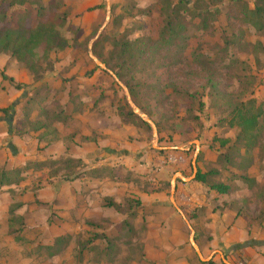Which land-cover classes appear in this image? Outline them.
I'll return each instance as SVG.
<instances>
[{
  "label": "rangeland",
  "instance_id": "obj_1",
  "mask_svg": "<svg viewBox=\"0 0 264 264\" xmlns=\"http://www.w3.org/2000/svg\"><path fill=\"white\" fill-rule=\"evenodd\" d=\"M108 1L110 13L106 21L104 0H34L31 6L26 3L19 5L18 0H0V15L4 9L6 11V17L0 20V29L5 25V19L16 28L26 12H29L32 24H36L34 6L36 9L43 7V23L53 22L59 25L65 18L63 27L59 29L65 41L62 47L50 53L49 60L41 62L37 74L27 71L32 82L37 85L32 99L37 102V106L43 104V109L40 112L33 110L28 113L23 106L20 111L22 115L19 116L20 122L16 106L13 104L8 106L13 107L12 113L8 116L0 115V118L12 115L13 119L16 118L15 131L35 130L37 121L23 126L24 114L30 116L35 113L44 124L43 136L37 139L38 142L34 141L36 150L32 141L30 150L33 157L43 156L46 159L43 162L35 160L24 171L32 172L29 179L34 181L33 184L19 187L20 182L24 181V176L23 171L16 168V161L10 166L6 165V170L0 169V182L9 185L16 183L13 185L16 188L8 193L10 199L22 200L26 192L33 193L36 197L37 193L44 191L45 196H48L53 192V184L56 186L54 208L48 212L43 209L42 216H37L35 212L30 213L25 220L29 226L22 218L16 216L18 203L10 204L7 208L8 231L6 234H0V245H13L14 248L6 246L7 249L3 252L5 264H21L22 258L25 264H83L87 257L84 250L88 245H98L95 248L100 249L103 245L124 243L122 236L112 238L113 234L106 236L98 232L105 230L104 227L108 226L110 220L104 222L105 224L98 223L99 229L96 223L93 224L89 227V233L82 230L80 201L76 207L77 219L74 217L75 212L70 210L68 201H65L71 194L70 180H80L83 170L79 161H64L63 158L57 160L50 156L51 151L56 149L62 152L61 143L64 144L63 135L66 131H83L82 137L77 134V141L86 137L91 145L96 144L98 138L105 145L112 139H118L116 149L127 145H143L146 150L151 147L154 151L163 152L165 161H185L188 167H191L194 141L207 142L212 148H218L212 150L216 153L222 152L218 162L230 164L232 168L242 169L248 162L242 153L238 154L229 149L235 130L228 129L225 124L219 125V121L226 119L228 115L227 103L248 98L264 102V29L256 31L244 21L243 11L247 2ZM178 2L181 3L180 20L184 29L180 37L181 44L171 51L158 53L155 60H158L160 68L140 63L138 70L131 76L133 94H130L102 61L108 60L114 41H134L140 38L156 40L165 22L160 9L168 3L175 5ZM89 52L96 61L105 65L106 70L100 69L94 63ZM197 56L201 57L197 59ZM207 72L215 73L216 82L220 86L218 91L221 94H215L213 98L210 96V90L205 87ZM1 78L0 86L5 82L3 90L7 87L12 96L18 95L14 101L19 99L20 88L12 81L9 82L7 77L1 75ZM34 78L37 82H34ZM57 82H61L58 89L50 88ZM10 92L5 94L9 99ZM7 97H1L3 103ZM129 103L138 109L141 108V114L150 115V119L145 116L159 128V131L156 129V137L153 136L150 125L146 122L148 127L142 124L143 120L133 113ZM54 118L59 120L61 125L71 122L67 128L59 131L54 127ZM225 136H228L229 143L221 147L219 140L223 139L218 137ZM58 141L61 143H58L57 148L48 146ZM189 148L187 158L182 160L178 153ZM256 148H259V153L252 154V151V163L254 158L264 159V108L260 119L259 139L254 149ZM167 153L171 154L170 159L166 156ZM95 160L96 158L92 162ZM107 164H104L100 178L112 182L116 178L128 179L126 174H117L119 169L115 171ZM118 175L120 176L117 177ZM164 190L169 194L168 187ZM103 203L107 205L111 202L106 198ZM134 207L136 205L133 202H125L124 208H121L120 204V207L114 205L111 210L117 214ZM96 219L97 217H94L93 221ZM96 249L93 250V255L89 256L96 257Z\"/></svg>",
  "mask_w": 264,
  "mask_h": 264
},
{
  "label": "crops",
  "instance_id": "obj_2",
  "mask_svg": "<svg viewBox=\"0 0 264 264\" xmlns=\"http://www.w3.org/2000/svg\"><path fill=\"white\" fill-rule=\"evenodd\" d=\"M1 75L20 88L21 96L14 101L18 95L12 96L7 87L5 92L3 82L0 86V109L13 104L18 118L22 115L20 111L23 106L28 113L43 109V104L27 107V99L32 97L37 85L32 82L28 72L7 55L0 56V82ZM60 86L61 82H57L50 88L58 89ZM7 92H10V99L5 95ZM4 96L7 98L3 103L1 97ZM34 114L22 116L23 126L40 120ZM15 119L13 115L0 119V169L16 161V168L23 171L24 176L19 187L28 186L34 182L29 179L32 172L24 171L35 160L43 162L46 159L43 156L33 157L30 150L33 144L30 141L38 142L44 129L33 132L17 129L16 134ZM58 121L54 122V127L59 131L67 128L71 122L61 125ZM77 134L82 137L83 131L74 133L71 129V132L66 131L63 135L64 144L58 141L48 145L52 149L57 148L58 143L63 146L62 152L57 149L51 151L52 158L79 161L82 164L81 178L70 180L71 194L65 201H68L70 210L75 212L76 219L77 202L80 201L82 230L89 233V227L93 224L96 223L98 227V223L110 220L105 230L98 232L106 236L113 234L115 237L112 238L122 236L124 242L123 245H103L100 249L95 248L98 245H88V249L84 250L87 257L83 264H264V159L254 158L247 168H232L230 164L218 162L222 152H212L218 148H212L207 142H199L197 171L201 174L211 171L216 173L207 178L206 184H202L190 179L192 168L190 171L185 161H165V154L156 153L151 147L146 150L143 145H127L116 149L118 139H112L105 145L98 138L96 144L91 145L86 137L80 138L78 142ZM218 138L224 140L228 136ZM36 148L34 143V150ZM188 150L182 149L178 153L182 160L187 158ZM254 152L259 153V148L254 149L252 154ZM166 156L171 158V154L167 153ZM95 158V162H92ZM104 164L115 171L119 169L117 174L124 173L128 179L116 178L113 183L100 178ZM174 176L177 177L173 204L170 201V183ZM132 181L137 184L134 185ZM217 184L227 185L229 192L220 195L210 190V186ZM13 185L16 183L9 185L0 182V234L8 231L7 208L10 204L18 203L15 213L24 223L30 213L42 216L43 209L48 212L54 208V184L53 192L48 196H45L44 191L37 193L36 197L26 192L22 200L18 201L10 199L8 194L16 188ZM165 187H168L169 194L164 190ZM106 198L111 203L105 205L103 201ZM125 202H133L136 207L117 214L111 210V207H120V204L124 208ZM94 217H97L96 221H93ZM191 234L194 247L190 243ZM6 246L14 248L13 245H0V264H5L3 252ZM94 248L98 250L97 256H89L93 255ZM24 261L22 258L21 264H25Z\"/></svg>",
  "mask_w": 264,
  "mask_h": 264
},
{
  "label": "trees",
  "instance_id": "obj_3",
  "mask_svg": "<svg viewBox=\"0 0 264 264\" xmlns=\"http://www.w3.org/2000/svg\"><path fill=\"white\" fill-rule=\"evenodd\" d=\"M234 1L236 3L247 2L243 11L244 21L248 23L251 28L256 29V31H262L264 29V23H262L264 20V0ZM32 2H34V0H18L19 5L26 3L31 6ZM180 2L175 5L168 3L163 9H160L161 16L163 14L165 17V22L156 40L140 38L134 41H114L111 51L108 54V60L102 61L106 67L114 73L115 78L128 89L130 94H133L131 76L138 70L137 66L140 63L144 66L152 67L155 65L156 69L160 68L161 66L158 60H155L158 53L164 50L171 51L181 44L180 37L184 33V29L180 20ZM34 9L36 10L37 21L34 25L32 24L29 12H26V14L20 18V25L16 28H13L9 20L5 19V25L0 29V56L7 55L12 61L16 62L17 65L26 71L37 74V70L41 68V62L49 60V54L59 50L63 42H65L59 32V29L63 27V22L65 23V18H63L62 24L59 25L53 22L43 23L41 21V18L44 16L43 7H38V9H36V6H34ZM5 17L6 11L4 9L0 15V20ZM202 27L204 29L206 28L205 25H202ZM200 57L201 56H197L196 58L198 59ZM204 81L206 83V89L208 88L210 90L211 98H213L215 94H221L220 91H218L220 86L216 82L215 73L207 72ZM34 82H37V79H35ZM187 96L188 95H186V97ZM26 105L29 108L30 106H36L37 102L30 97ZM227 106L229 109L228 115L226 119L219 121V125L225 124L228 129L235 130L234 140L229 149L234 150L238 154L242 153L247 158L248 162L244 167L247 168L252 164L251 153L256 147L259 139L260 119L263 115L264 102H257L253 98H248L227 103ZM12 110V106L0 109V114L8 116L9 113H12ZM139 110L143 112L141 108H139ZM45 113L46 112H44V114ZM145 115L149 119L151 118L149 114L145 113ZM56 120L57 119L54 118V122H56ZM142 124L148 127L143 121ZM153 124L157 131H159L157 124ZM36 125L37 126L34 128L35 130L44 128L42 121L38 120ZM219 142L221 147L229 143L228 139L219 140ZM156 153L163 154V152L158 151H156ZM189 168L191 171L190 166ZM215 174L216 173L213 171L206 174H201L197 171L194 180L206 184L207 178ZM210 190L222 195L229 192V187L227 185L217 184L210 186ZM209 264H211V262H209Z\"/></svg>",
  "mask_w": 264,
  "mask_h": 264
},
{
  "label": "water",
  "instance_id": "obj_4",
  "mask_svg": "<svg viewBox=\"0 0 264 264\" xmlns=\"http://www.w3.org/2000/svg\"><path fill=\"white\" fill-rule=\"evenodd\" d=\"M105 3H106V21H108L109 19V13H110V7H109V1L108 0H104ZM89 56L90 58L94 61V63L102 70H106V67L104 64L96 61V59L92 56L91 52H89ZM131 108H132V111L135 115H137L138 117H140L144 122L148 123L152 129V132H153V136L156 137V128L155 126L146 118L145 115L141 114L139 109L136 108L134 105H132L131 103H129ZM194 144V154H193V158H192V161H191V168H192V176L190 179H194L196 174H197V166H196V163H197V157H198V153H199V143L197 141H194L193 142ZM164 150V149H162ZM176 177L177 176H174L171 180V183H170V201L171 203L174 204V201H173V196H174V192H175V182H176ZM185 180H189V179H185ZM190 243L191 245H193L194 247V243H193V234H191V237H190Z\"/></svg>",
  "mask_w": 264,
  "mask_h": 264
}]
</instances>
